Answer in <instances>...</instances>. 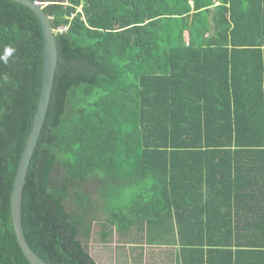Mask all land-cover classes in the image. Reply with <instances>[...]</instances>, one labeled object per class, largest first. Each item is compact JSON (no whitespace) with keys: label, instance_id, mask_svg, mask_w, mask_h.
Here are the masks:
<instances>
[{"label":"trees","instance_id":"obj_1","mask_svg":"<svg viewBox=\"0 0 264 264\" xmlns=\"http://www.w3.org/2000/svg\"><path fill=\"white\" fill-rule=\"evenodd\" d=\"M37 1L59 59L23 193L32 250L99 264L92 239L132 264H264V0ZM43 49L36 16L0 0V264H29L10 198Z\"/></svg>","mask_w":264,"mask_h":264},{"label":"water","instance_id":"obj_2","mask_svg":"<svg viewBox=\"0 0 264 264\" xmlns=\"http://www.w3.org/2000/svg\"><path fill=\"white\" fill-rule=\"evenodd\" d=\"M28 8L38 19L43 33V79L37 108L31 128L23 148L20 162L15 174L10 198L11 219L18 245L29 264H50L40 258L30 247L23 228L22 205L27 175L47 118L51 103L53 85L58 68V48L52 20L45 12L46 4L37 0H10Z\"/></svg>","mask_w":264,"mask_h":264},{"label":"rangeland","instance_id":"obj_3","mask_svg":"<svg viewBox=\"0 0 264 264\" xmlns=\"http://www.w3.org/2000/svg\"><path fill=\"white\" fill-rule=\"evenodd\" d=\"M126 195V194H124ZM127 199H116L115 201H113L112 203V207H117L119 205H124L126 203H122L125 202ZM120 203V204H119ZM87 249L89 251V253L94 257V259L99 263V264H132V261H125V260H121L119 258L120 256V251L119 249H117V247L115 246V244L110 245V246H104L101 244H96L92 241V239H90L87 243H86ZM158 250L160 249H156V252H159ZM116 251H117V255H116ZM123 253H121L122 255ZM119 258V260H118ZM117 260V261H116ZM141 264H152L151 262L145 261V263H141ZM168 264H172L171 261H168Z\"/></svg>","mask_w":264,"mask_h":264},{"label":"built area","instance_id":"obj_4","mask_svg":"<svg viewBox=\"0 0 264 264\" xmlns=\"http://www.w3.org/2000/svg\"><path fill=\"white\" fill-rule=\"evenodd\" d=\"M67 29H68V28H67L66 26H64V27L59 28V29L57 30V32L62 33L63 31H66Z\"/></svg>","mask_w":264,"mask_h":264}]
</instances>
